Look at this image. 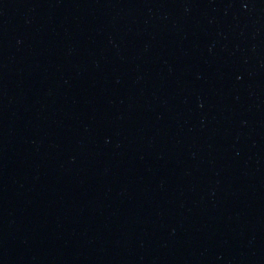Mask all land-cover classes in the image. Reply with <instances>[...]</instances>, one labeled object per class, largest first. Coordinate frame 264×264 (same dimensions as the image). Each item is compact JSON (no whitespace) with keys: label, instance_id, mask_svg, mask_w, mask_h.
I'll return each mask as SVG.
<instances>
[{"label":"water","instance_id":"1","mask_svg":"<svg viewBox=\"0 0 264 264\" xmlns=\"http://www.w3.org/2000/svg\"><path fill=\"white\" fill-rule=\"evenodd\" d=\"M0 264H264V0H0Z\"/></svg>","mask_w":264,"mask_h":264}]
</instances>
